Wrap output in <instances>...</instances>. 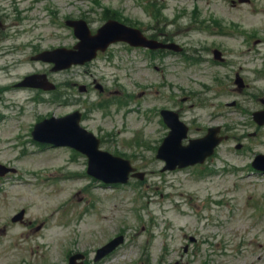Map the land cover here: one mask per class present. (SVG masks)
<instances>
[{
    "label": "rangeland",
    "instance_id": "obj_1",
    "mask_svg": "<svg viewBox=\"0 0 264 264\" xmlns=\"http://www.w3.org/2000/svg\"><path fill=\"white\" fill-rule=\"evenodd\" d=\"M151 1L165 3L168 20L181 13L164 32L184 45V53L152 58L140 49L114 46L109 59L49 73L26 56L31 47L2 56L16 43L0 44V86L8 87L0 91V163L17 169L0 177V264H66L68 251L89 253L88 264H264V174L251 166L256 153L264 154V126L247 124L248 109L264 98V76L255 71L264 67V0L236 6L229 0H0V31H32L20 35V45L68 46L74 36L66 18L84 15L94 29L108 7V13L148 27ZM12 6L29 7L19 26L13 16H4ZM211 43L223 50L224 65L212 63ZM193 57L204 61L192 63ZM42 70L59 88L69 80L73 99H109L106 110L87 113V122L106 133L103 148L118 150L145 171L143 180L105 187L85 176V159L73 150L32 141L39 118L84 110L79 100L62 104L50 100L51 94L9 87ZM92 72L106 84L102 95L93 87L82 94L73 85L90 83ZM236 72L246 83L242 94ZM234 99L239 106L229 107ZM167 107L178 109L190 138L218 123L229 137L204 164L161 172L155 152L167 133L159 110ZM22 208L23 220L11 222ZM120 233L124 244L93 263L94 249Z\"/></svg>",
    "mask_w": 264,
    "mask_h": 264
},
{
    "label": "water",
    "instance_id": "obj_2",
    "mask_svg": "<svg viewBox=\"0 0 264 264\" xmlns=\"http://www.w3.org/2000/svg\"><path fill=\"white\" fill-rule=\"evenodd\" d=\"M69 24L74 25L76 33L82 37V43L79 45L77 53L65 52L64 50L47 52L44 59L55 61L57 64L55 68L67 66L71 62H83L85 58H89L86 56L90 53L93 54L98 47L116 39L134 40L131 42L148 45V43H145L142 38L130 30V28L115 21L107 22L103 28H101L99 34L91 39L87 37V29L83 21L69 22ZM162 114L165 122L171 128L169 135L164 139L157 154V157L167 162L165 169L203 161L206 156L212 153L214 146L219 141V139L214 137L216 129H210L209 134L202 139L191 140L189 145L181 146V139L186 136V127L178 120L176 113L162 111ZM257 120L259 123L264 122V112L257 117ZM77 122V114L59 119L45 120L35 126L33 136L43 142L71 145L85 152L89 157V172L105 181H126L128 172L132 170L129 161L114 157L107 152L98 151L97 140H95L91 134L82 130L77 125ZM253 165L264 169V156L258 155ZM6 170L7 169L0 166V173ZM136 175L142 177V174ZM18 217H20V215L16 216L14 219ZM121 241L122 237H118L103 246L98 250L96 259L112 250ZM81 257L82 256L78 254L74 255L70 259V264H77L75 263V259Z\"/></svg>",
    "mask_w": 264,
    "mask_h": 264
}]
</instances>
